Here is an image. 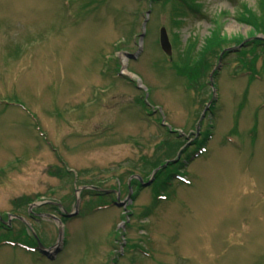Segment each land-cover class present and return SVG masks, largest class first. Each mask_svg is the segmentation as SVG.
Returning a JSON list of instances; mask_svg holds the SVG:
<instances>
[{
	"label": "rangeland",
	"instance_id": "rangeland-1",
	"mask_svg": "<svg viewBox=\"0 0 264 264\" xmlns=\"http://www.w3.org/2000/svg\"><path fill=\"white\" fill-rule=\"evenodd\" d=\"M262 24L264 0H0V242L45 247L0 264H264Z\"/></svg>",
	"mask_w": 264,
	"mask_h": 264
},
{
	"label": "water",
	"instance_id": "water-1",
	"mask_svg": "<svg viewBox=\"0 0 264 264\" xmlns=\"http://www.w3.org/2000/svg\"><path fill=\"white\" fill-rule=\"evenodd\" d=\"M143 37H144V34L142 35V38H143ZM160 40H161V46H162L163 50L167 53V55H168V54H171L173 48H172V43H171V41H170V38H169V36H168V32H167L166 28H162V29H161ZM233 50L236 51L237 49H233ZM129 57H134V58H135V55L130 54ZM177 161H178V159H175V160H173L172 162H173V163H176ZM166 166H167V164L163 165V166L160 167V168L163 169V168H165ZM160 168H159V169H160ZM159 169H157V171H158ZM157 171H156V172H157ZM140 180H141L143 186H149V185L152 184V182H153V180H154V177L151 178L148 182H143L142 179H140ZM118 204H120V202H119ZM76 215H77V213H73V214L70 213V214H69V216H76ZM48 217H50V218L53 217V219L58 220V217L53 216V215H48ZM20 219H21V220H24L22 217H21ZM62 234H63V230H62V228H60V238L62 237ZM42 249H43V248H42ZM43 251L45 252L44 249H43Z\"/></svg>",
	"mask_w": 264,
	"mask_h": 264
},
{
	"label": "trees",
	"instance_id": "trees-1",
	"mask_svg": "<svg viewBox=\"0 0 264 264\" xmlns=\"http://www.w3.org/2000/svg\"><path fill=\"white\" fill-rule=\"evenodd\" d=\"M260 30L262 31V33L264 34V25L262 24V26H261V28H260ZM260 41V40H259ZM260 42H262V41H260Z\"/></svg>",
	"mask_w": 264,
	"mask_h": 264
},
{
	"label": "flooded vegetation",
	"instance_id": "flooded-vegetation-1",
	"mask_svg": "<svg viewBox=\"0 0 264 264\" xmlns=\"http://www.w3.org/2000/svg\"><path fill=\"white\" fill-rule=\"evenodd\" d=\"M155 182H156V180H155ZM155 182H154V183H155Z\"/></svg>",
	"mask_w": 264,
	"mask_h": 264
}]
</instances>
